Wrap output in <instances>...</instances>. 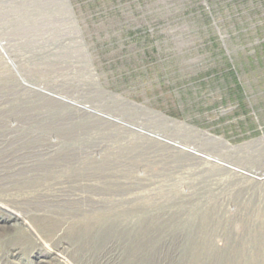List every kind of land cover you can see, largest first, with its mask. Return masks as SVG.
Listing matches in <instances>:
<instances>
[{
  "label": "rangeland",
  "instance_id": "374dc122",
  "mask_svg": "<svg viewBox=\"0 0 264 264\" xmlns=\"http://www.w3.org/2000/svg\"><path fill=\"white\" fill-rule=\"evenodd\" d=\"M0 264H264V0H0Z\"/></svg>",
  "mask_w": 264,
  "mask_h": 264
}]
</instances>
